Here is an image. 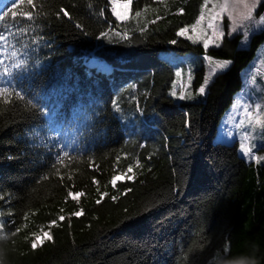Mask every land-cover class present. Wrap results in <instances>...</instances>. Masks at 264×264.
<instances>
[{"label": "trees", "instance_id": "obj_1", "mask_svg": "<svg viewBox=\"0 0 264 264\" xmlns=\"http://www.w3.org/2000/svg\"><path fill=\"white\" fill-rule=\"evenodd\" d=\"M131 4L2 5L0 264H264V159L217 140L264 28L205 49L204 0Z\"/></svg>", "mask_w": 264, "mask_h": 264}, {"label": "rangeland", "instance_id": "obj_2", "mask_svg": "<svg viewBox=\"0 0 264 264\" xmlns=\"http://www.w3.org/2000/svg\"><path fill=\"white\" fill-rule=\"evenodd\" d=\"M263 0H258L255 9L253 10L252 18L250 20H243L241 17L247 11L244 8V3L251 4L253 0H226L229 9L232 11L233 19L236 22L237 32L235 34H229L230 20L227 13H224L221 17V26L225 32V35L232 37L238 33H241V27L243 30L248 31L250 37L253 33L260 31L264 28V22H262L261 17H264V13L258 15L257 10ZM5 0H0V9L4 4ZM117 5V11L127 19L131 16L132 4L128 7H124L126 1L115 0ZM225 0H209L208 5L205 8L206 12L212 11L213 5H217L215 10H219V6L224 4ZM116 16V15H115ZM121 20V19H120ZM201 27H205L202 23ZM191 28V27H190ZM187 29V28H186ZM186 29L181 31L185 32ZM199 36L198 30L190 31L186 34ZM185 36V37H186ZM205 36L210 39V46L204 43L205 49L213 47L215 43L220 44L221 40L218 42H212L210 37V32L205 29ZM193 41L192 37H187ZM204 37H199L197 43H202ZM249 39L244 36L241 40V47H248ZM185 58L189 60V66L191 70L200 65V57L194 53H186ZM211 61H220L222 59L212 58L205 55V65H206V77L203 87L212 80V78L219 72H213L214 64ZM215 74V75H214ZM191 75H187L180 78L177 86L181 90L182 98L184 92L191 94L190 79ZM244 86L242 90L235 95L233 105L226 111L221 119L218 127L217 140L224 143H233L238 141L239 152L242 156L247 159H253L256 162H261L264 159V42L258 48L254 58L248 63L243 71ZM185 81V82H184ZM187 84V85H186ZM202 87V86H201ZM200 87V88H201ZM200 88L197 93H200ZM187 96V95H186ZM250 148V153H245L244 148Z\"/></svg>", "mask_w": 264, "mask_h": 264}, {"label": "snow or ice", "instance_id": "obj_3", "mask_svg": "<svg viewBox=\"0 0 264 264\" xmlns=\"http://www.w3.org/2000/svg\"><path fill=\"white\" fill-rule=\"evenodd\" d=\"M209 0H204V4L201 5L200 7V14L199 17L196 19L195 23L191 25V28H187L185 32H182V36H186L187 33L190 31H196L198 30L199 36H193V35H188L187 37H192L193 42H198L199 37H204L202 40V44L207 43L208 47L210 46V39L205 36V29H207L210 32V37L212 42H218L220 41L224 35L225 32L222 29L221 26V17L223 16L224 13H227L229 20H230V28H229V34H235L237 32V26L236 22L233 19V14L232 11L229 9V6L225 0V3L219 6V10H215L217 8V5H213L212 11L206 12L205 8L208 5ZM258 0H253L251 4L244 3V8L247 10L245 14L241 17V19L247 21L252 18L253 10L255 9L257 5ZM131 5V0H126V4L124 7H128ZM112 11L113 14L116 15L118 19L123 20L126 16H122L120 12L117 11V5L115 0H113V6H112ZM180 12H183V9L180 10ZM262 22H264V17H261ZM202 23L205 24V27H201ZM241 35H243L246 39L250 38V34L248 31L243 30V26L241 27ZM214 46L219 47L218 43H215ZM210 62L214 64L213 72H216L217 70L223 71L227 69L232 61L230 60H220V61H211ZM179 76L181 73L178 74ZM207 83V81H205ZM205 92V87L200 88V93ZM184 99L186 98H191V97H185L183 96ZM245 153H250L251 149L250 148H244Z\"/></svg>", "mask_w": 264, "mask_h": 264}, {"label": "bare ground", "instance_id": "obj_4", "mask_svg": "<svg viewBox=\"0 0 264 264\" xmlns=\"http://www.w3.org/2000/svg\"><path fill=\"white\" fill-rule=\"evenodd\" d=\"M206 67V66H205ZM191 71V70H190ZM189 73V72H188ZM215 75V74H214ZM206 77V76H205ZM190 81H191V79H190ZM185 82V81H184ZM204 84V83H203ZM187 85V84H186ZM190 86V85H189ZM207 86V85H206Z\"/></svg>", "mask_w": 264, "mask_h": 264}]
</instances>
